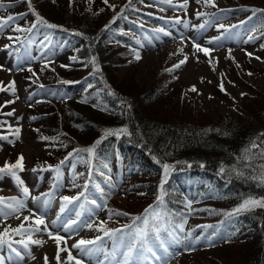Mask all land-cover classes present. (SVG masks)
Returning <instances> with one entry per match:
<instances>
[{"label": "trees", "instance_id": "1", "mask_svg": "<svg viewBox=\"0 0 264 264\" xmlns=\"http://www.w3.org/2000/svg\"><path fill=\"white\" fill-rule=\"evenodd\" d=\"M30 3L31 7L29 0H0L4 5L0 8V19L14 16L16 21L21 20L17 29L22 33L39 24L77 60L70 68L58 63L44 64V68L57 67L45 68L40 74L32 75L31 83H27L29 87L34 84L46 87L45 93L36 100L39 102L37 109L31 108L33 112L30 113L41 136L52 144L46 157L36 160L35 167L40 175L55 172L70 161L76 163L85 159V174L79 180L72 179L66 187L69 189L66 196H81L85 201L83 208L89 210L98 201H108L107 196L117 190V184L102 172L117 151L120 158L116 172L118 170L120 176L124 174L125 182L130 179L135 187L129 189L132 194H144L145 204L139 208L125 202L120 213L125 217H119L112 226L97 227L94 235L106 237L105 232L123 229L115 237L122 235L132 240L137 229H146L147 244L137 243L131 257L133 263L142 260L143 264H177L189 252L201 248L200 251L213 257L211 264H264V208L235 213L245 200H264V99L250 109L253 111L250 117L263 125L257 127L246 117L232 119L218 111L211 114L212 109L200 112L185 97L177 99L176 96V107L172 109L175 103L161 97L160 76L154 84L135 78L120 81L116 77L123 59L120 47L126 46L131 52L133 43L140 42L139 33L150 38L142 28L152 32L159 29V23L149 22L150 27L146 26L148 18L157 10L145 0H131V3L129 0H107V3L89 0L91 10L82 8L78 0H60L53 4L46 0H30ZM251 3H231L223 8L222 12L236 20L222 24V29L225 33H234L239 26L243 34L249 30V22L257 17L260 27L253 36L264 44V12L255 11L264 10V3ZM37 14L57 27L41 24ZM182 20L177 19L174 24H181ZM127 23L129 33L123 31ZM169 25L173 23L161 25V28L166 32ZM89 85L92 87H86ZM248 87L256 92L255 86ZM86 89L88 94L97 93L100 102L112 112L107 113L78 99ZM58 93L62 95H56ZM7 113L11 110H0V116L6 117L0 119V130L9 123ZM123 129L127 132L120 131ZM107 130L119 131V135L105 136ZM88 148H93L91 154L85 151ZM8 158L0 162V168L14 165L18 160ZM164 165L169 166L167 172ZM90 168L92 173L88 174ZM5 177L13 176L10 172L0 173V181ZM51 180L44 181L41 190L52 189ZM203 181L208 182L206 186L202 185ZM211 189L214 193L210 194ZM192 199L199 202L198 210H206L207 218L196 214L188 219L192 211L187 204ZM72 201L68 203L75 204L76 201ZM145 217L149 220L147 226L143 223ZM157 228L160 229L159 239ZM6 232L0 234V245L14 240L19 228ZM191 242L195 247H188L192 246ZM231 245L238 246L228 256L210 254L223 252ZM147 246L153 248L159 260L144 251ZM110 255L106 252L103 258L113 263Z\"/></svg>", "mask_w": 264, "mask_h": 264}, {"label": "rangeland", "instance_id": "2", "mask_svg": "<svg viewBox=\"0 0 264 264\" xmlns=\"http://www.w3.org/2000/svg\"><path fill=\"white\" fill-rule=\"evenodd\" d=\"M46 1L53 4L60 0ZM88 1L78 0V3L82 8L91 10ZM145 1L157 5L159 17L182 18L184 21L181 24L169 25L166 32L170 35H164L161 32V38L154 35L151 39H144L140 35V42L133 43L134 50H130L131 52L127 51L129 48L126 46L120 47L123 59L121 60L122 65L116 70V77L120 81H122L121 79L129 81V78H135L139 82L154 84L157 77L160 76L163 87L161 97L175 103L172 109L176 107V96L177 99L185 97L186 101L190 105L198 107L200 112H204V109H212L210 110L212 111L211 114L218 111L221 115L232 119L246 117L257 127L263 126L258 119L250 117V114H253L250 109L256 108L264 99V47H262L264 44H262L261 39H256L253 36L257 31L256 29L260 27L257 25L260 21L257 17L250 21L249 30L243 34L240 33L238 27L234 33H225L220 25L235 21L236 18H230L226 13L215 12V10L225 8L231 3L253 4L251 2H254V4H260V2L264 3V0H214L215 7L206 4L205 0H199V2L197 0ZM33 4L35 5L34 2ZM154 21L162 22L156 19ZM20 22L21 20H18L12 24ZM201 25L204 27L201 28ZM17 26L18 24L10 30L5 26L0 28V88H2L0 90V110L10 109L12 113L9 115V123L0 130V162H6L9 159L8 156L11 158L22 156L23 160L21 161L22 170L20 169L18 172L19 182H14L10 177H5L3 181H0L2 185L0 194L8 196L6 200H3V203L12 206V208L3 206L0 208L3 213L0 214V234L19 228L17 236L24 242L19 246L9 245V248H0V259L5 264H76L77 260L80 261V264H109L101 259L100 250L94 247V244L81 245L79 248L73 247V245L78 244L80 240L91 241L96 239L97 236L94 235V232L97 227L112 226L117 219L119 220V217H125L120 214L125 202L131 203L132 207L136 205L140 208L145 204L142 201L144 194L142 192L132 194L129 191L135 187L130 183V179L125 182L124 174L120 176L118 170L116 172L119 157H113L106 163L107 168H103L102 172L106 173L117 184V190L107 196L106 205H99L96 207V212H92L93 216L89 219L92 223L91 227H88L86 222L78 230H75L76 225L73 226V224L68 230H65V225L74 220L70 218L71 216L63 220L58 217V211H60L62 204L65 205L68 202L64 201L61 196L65 197L69 194V189L65 190L64 187L62 191L50 198L47 191H43L41 188L44 186L43 181L47 180L51 174L47 173L49 175L42 181L46 173L40 175L37 170L38 167H35L36 160L45 158L52 147L50 140L41 136L38 124H34L30 117V113L33 112L31 108L37 109L39 102L36 100L45 92L43 93L44 89H36L35 84L29 87L27 83L30 82L29 78L32 75L40 74L45 68L46 70H53L57 67L44 68L41 66V61L53 62L57 60L61 61L58 65L70 68L72 64H76L77 60L73 59L75 58L74 54H67L63 49H55L50 52L49 57H46L49 52L39 44L33 45L31 52L26 47L13 46L11 39L17 37L15 34ZM128 28L127 23L124 31H128ZM8 30L9 33L5 34ZM250 36L253 39L249 41ZM36 38L37 35L32 36V39ZM217 38L219 39L217 40ZM209 41L213 42L209 43ZM195 44L211 51L205 55L203 51L194 47ZM19 51H21L20 54ZM31 53H35L36 57H32ZM137 53L141 57L139 60L135 59ZM40 54L42 57L39 58ZM176 65L179 67H175ZM32 66L35 69H31ZM21 68L28 69L22 73L18 72L22 70ZM221 85H223V90H221ZM249 85L256 87L255 93L252 92V88L248 87ZM86 87L91 88L92 85ZM193 87H195V91H192ZM86 92L87 89L81 92L78 99L82 102L91 103L107 113L112 112L100 102L97 93L88 94ZM56 95L61 96L62 94ZM8 101L14 102L6 103ZM40 104L43 105L44 103ZM211 114L210 117H216V115ZM201 115L199 113L200 117L203 116ZM0 119L5 120L6 117L0 116ZM17 128L20 129L18 137L15 132ZM72 167L73 163L70 162L64 165L60 184L70 183L73 176L78 175V178L83 176L86 160H80L74 170ZM100 181L104 183L102 180ZM207 183V181H203L202 185L206 186ZM20 184L27 187L28 194L22 192ZM211 193H214L212 189ZM196 199L190 200L187 204L188 209L192 211L188 216L189 220L196 214L201 215V218L208 217L205 209L198 210L199 202H196ZM16 201H19L23 207H19L15 203ZM17 207H19V211H12L13 208ZM56 207H59L58 210ZM77 209L78 207L73 213ZM38 219H42L44 224H38ZM37 229L40 230L37 231ZM49 231L53 233V236H49ZM57 234L64 237L59 244L54 238ZM35 240H39L41 243H32ZM113 240L115 242H111L110 237L105 238L98 248L107 251L113 247L118 252L115 258L117 263L118 260L124 259L123 251H127V245L132 240L122 235L113 238ZM191 245L188 247H195L192 242ZM236 246L238 245H231L223 252L220 250L210 254L212 256H228ZM82 248H92L95 251L86 255L81 251ZM200 249L195 248V252H189L190 254L182 257L177 264H211L213 257L207 256ZM17 252L20 254L17 255ZM58 254L59 260H57ZM69 254L74 259L69 260ZM20 257L22 258L20 259Z\"/></svg>", "mask_w": 264, "mask_h": 264}, {"label": "snow or ice", "instance_id": "3", "mask_svg": "<svg viewBox=\"0 0 264 264\" xmlns=\"http://www.w3.org/2000/svg\"><path fill=\"white\" fill-rule=\"evenodd\" d=\"M104 2L107 3V0H104ZM129 2L131 3V0H129ZM161 2H169V0H161ZM197 2H199V0H197ZM205 3L215 7L214 0H205ZM29 6L31 7L30 0H29ZM3 7H4V5L0 4V8H3ZM255 11L264 12V10H255ZM33 12H34V9H33ZM15 19H16V17H14V16H8L6 19H0V28H3L5 25L8 24V22H11V21H13ZM37 20L41 24L46 25L48 28L57 27L56 25H53V24H50V23H47L46 21H44L43 18L38 16V14H37ZM33 27H35V25H33ZM200 27L203 28L204 25H201ZM220 27L223 28L224 26L220 25ZM232 27H236V26H232ZM17 30L19 31L20 29H17ZM30 30L31 29H29V31ZM156 31L163 32L164 35H170V33L165 32L163 28L157 29ZM77 34L79 35V33H77ZM218 39L219 38H217V40ZM252 39H253V37L250 36L249 37V41L252 40ZM212 42L213 41H209V43H212ZM137 43H139V41H137ZM194 47H196L199 51H203L205 55H208L209 52L211 51L208 48H201V46L199 44H195ZM262 47H264V45H262ZM249 55H251V54H249ZM73 59H75V58H73ZM135 59H137V60L141 59V57H140V55L138 53L136 54ZM257 59H259V58L257 57ZM181 63H184V61H181ZM62 67H64V66L62 65ZM175 67H179V65H176ZM29 70H31V69H29ZM249 74H251V73H249ZM65 83H69V82L65 81ZM195 90H196L195 87H193L192 91H195ZM221 90H223V85H221ZM13 91H14V89H13ZM13 102L14 101H8L6 103H13ZM7 115H12V113H7ZM120 131H123L125 133L127 132L126 129H123V130H120ZM15 132H16L17 137H18L20 129L17 128L15 130ZM108 135H119V131L107 130L105 132V136H108ZM3 138L6 139V137H3ZM45 139H47V138H45ZM256 146L257 145L253 144V147H256ZM85 151H87L88 153L91 154L93 152V148H88ZM22 160H23V157L21 156L20 158H18L16 164L11 165V166L6 165L5 168H0V173L10 172L13 177H15L17 180H19V177L17 176L16 172L13 171V169H17L18 168V169L22 170V164H21ZM61 163H63V161ZM163 167L165 169V172H167L169 166L168 165H164ZM221 171H223V169H221ZM163 182H166V180L163 181ZM262 182H264V178H262ZM97 187H99V186L97 185ZM23 191H24L25 194L28 193V189L27 188H24ZM73 199H78V197H72V198L67 197V196L63 197V200L64 201H68V202H71ZM161 202H162V200H161ZM15 203L18 204L19 207H23V205L19 201H16ZM93 203H95V201H93ZM19 207L13 208L12 211H14V212L15 211H19ZM256 207L264 208V200H256V199L245 200L235 210V213H240V212H243V211H251L253 208H256ZM64 211H65V205L62 204L61 208H60V212L63 213ZM146 211H148V210H146ZM0 214H3L2 210H0ZM25 219H28V218L25 217ZM135 219H140V217H136ZM37 223L40 224V225H43L44 221L42 219H38ZM76 223H77L76 221H70L68 224L65 225V230H68V228H70L72 224H76ZM143 223H144L145 226L148 225L149 220H148L147 217L144 218ZM87 226L91 227L90 224L87 225ZM128 227L131 228L132 226H128ZM39 230L40 229H37V231H39ZM45 230H47V229H45ZM155 231L157 233V239H159V231H160V229L157 228V229H155ZM120 232H123V229L111 230L110 232H105V236L115 237L117 235V233H120ZM48 234H49L50 237L53 236V233L51 231H49ZM147 237H148V233H147L146 229H137V231L135 232V234L133 236L132 242L127 245V251L123 253L124 259L122 261L118 262V264H132L131 257L133 256L134 250H136V248H137V243L142 241L146 245L147 244ZM54 238H55L57 244H59V242L64 239V237H62V236H60L58 234L55 235ZM98 239H100V238H98ZM32 243L40 244L41 241L35 240V241H32ZM94 243H95V241L80 240L78 242V244L73 245V247L79 248L81 245H90V244H94ZM25 247H27V245H25ZM13 251H15V250H13ZM81 251L84 254H86V255H90V254H92L95 251V249H92V248L83 249L82 248ZM144 251H146L147 253H150L153 257H156L158 260L160 259V257L157 256V253L153 250V248L151 246H147L144 249ZM165 251H167V249H165ZM17 255H19L18 252H17ZM71 259H74V258L71 256V254H69V260H71ZM145 259H146V257H145ZM57 260H59V254L57 255ZM76 264H80V261L77 260ZM137 264H143V261L142 260H138Z\"/></svg>", "mask_w": 264, "mask_h": 264}]
</instances>
